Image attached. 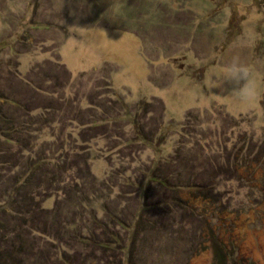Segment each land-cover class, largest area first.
Instances as JSON below:
<instances>
[{"label":"rangeland","instance_id":"obj_1","mask_svg":"<svg viewBox=\"0 0 264 264\" xmlns=\"http://www.w3.org/2000/svg\"><path fill=\"white\" fill-rule=\"evenodd\" d=\"M48 54L52 70L40 66ZM13 61L42 80L55 72V84L71 76L63 98L98 111L88 122L100 127L83 142L66 121L72 159L53 178L49 162L21 175L12 197L27 166L2 163L1 251L21 264H59L65 251L70 264H264V0H0V75ZM231 66L247 70L251 93L223 82ZM165 201L166 213L136 211ZM120 210L134 232L117 226L132 238L127 257L70 240L76 223L108 240L100 227Z\"/></svg>","mask_w":264,"mask_h":264},{"label":"crops","instance_id":"obj_2","mask_svg":"<svg viewBox=\"0 0 264 264\" xmlns=\"http://www.w3.org/2000/svg\"><path fill=\"white\" fill-rule=\"evenodd\" d=\"M32 6L33 7H31V9H38L37 4L34 3L32 4ZM31 9H28V11H30ZM33 11L34 10L28 13H30L31 15L34 13ZM24 13L27 15V10ZM30 23L31 21L28 20L26 26L30 25ZM27 27H29L30 29L35 28L33 27V25ZM98 34L102 37V39L105 38L103 32L100 31L95 35L97 36ZM107 37L108 36H106V38ZM27 38L29 40L30 38L33 39L32 36H27L17 41L18 43L23 44V40ZM8 47H10V51H13V53H15V50L12 47V42L8 44ZM49 56V54L46 55L44 57L43 65H40L43 69L48 68L49 63L53 64V62H55L54 60H51L52 57ZM60 59L61 64H63L64 61L62 60V58ZM11 63L15 65L14 70H17V72L11 71V68H7L6 72H3V75H0V79L2 77H5V80L6 78H10L8 79L10 83H8L7 85L5 84L1 87L2 83L0 84V137H2V141H0V148H4L5 150L0 155V160L2 159L0 161V166H3L2 163H4L5 165L11 164L18 166L34 165V171L28 173L34 174L35 172L39 171L42 165H48L47 162L51 163L50 165H52V167L67 164L65 159L69 158V160H71L73 153H70L69 149L66 148L67 145H72V143L76 142V136L72 133H67V131L64 130L65 126L67 125L66 121H69V124L77 126L80 129L76 133L83 142H86L92 137L91 134H88L91 129H97L100 127L94 124L91 125L90 122H88V117L92 118L98 113V111L87 110L86 113H83V110L79 111V109L75 111L74 108H71L73 106L72 99L63 98L65 86H67V84L69 83H72L70 82L71 76H69L70 78H67V81L64 80L63 82L58 79V83L55 84V72L52 75L51 79L44 78L42 80L43 77H41V73L33 74L32 72H26V70L30 69L33 71L38 70L37 67H35L34 69V67H28L26 63H22L25 64L23 67V70L25 71H22L20 67L21 63H19L18 61H13ZM11 63L10 65H12ZM58 63L59 62L51 65V69L49 70H52V67L55 68ZM70 63L68 62L69 66H71ZM8 64L9 62L5 63V65ZM63 65L66 64L64 63ZM7 72L9 73L6 77L5 74ZM67 74H69V72H67ZM49 80H53V84H49L51 82H46ZM71 80L73 81V78ZM52 85H54V88L59 87L58 91L61 96L57 99L54 98V94H49V92L47 91L48 89H46L48 87H51ZM48 115L52 116L49 117ZM64 115L67 116L68 119H66L65 117V119H63V117H60ZM34 125H37V127H34ZM46 127L48 128L49 136L51 137V139H47L44 142H41L39 141V133L42 130L45 133H41L40 135L45 136L46 134H48V131L45 130ZM137 132L140 133L142 135V139L145 140L142 131L138 130ZM147 134L149 135L148 132ZM87 135L90 138H87ZM93 136H95V133ZM45 150L52 151V156L49 157L47 154H45ZM62 155L64 156L63 158H65L63 159V162H61L60 160V157H62ZM11 169L14 170L13 167ZM60 172L55 170V172L52 174V178ZM17 176L15 174L13 179L15 180ZM4 177L7 176H3V178ZM24 178L26 180L25 176ZM23 180L24 179H21L20 175L19 179H16L15 183L19 184L20 182H23ZM17 184H14L11 187L12 189L7 192H11L10 197H12V194H14V192L16 191L15 188L17 187ZM111 193H113V195L114 193L118 194V192H115V190L111 191ZM107 213L108 221L106 222V224L110 225L111 227V229L108 231H110V233H114L113 230L114 228H116V231L119 232V230L117 229V226L119 225L117 223H114V216L118 215L117 211H109Z\"/></svg>","mask_w":264,"mask_h":264},{"label":"trees","instance_id":"obj_3","mask_svg":"<svg viewBox=\"0 0 264 264\" xmlns=\"http://www.w3.org/2000/svg\"><path fill=\"white\" fill-rule=\"evenodd\" d=\"M12 167L13 168H18V170H19V167L18 166L13 165V166H11V168ZM11 168L9 167L10 171L12 170ZM54 168H55L56 171H59V172H60V170H63L62 165L55 166ZM34 169H35L34 165H28L27 166V169L25 170V172L19 171L18 173H16V176L19 175V174L20 175H23L25 173L32 172V171H34ZM150 177L153 178L154 181H155V178H157V176H155V175H152ZM15 182H13V183L14 184H17ZM175 183H176L175 186H177V182H175ZM180 183H182V182H179V187L180 188L181 187H185V186H181ZM175 186H168V187L173 190V188H176ZM140 188H142V187H139V189ZM168 202L169 201L159 202V203L158 202H153V203H147V202L146 203H143V202H140L139 206L136 207V211L138 210L137 208H139V207L142 206L144 208V210H146V211L148 210L150 212H154L152 214H156L159 209H162V211L165 210L164 213H166L167 212V209H168L166 206L169 205V204H167ZM162 205H166V206H162ZM120 209L122 210L121 207H120ZM21 210H20V213L21 212L22 213L24 212V214H26V210H24V209H21ZM48 210L49 209H47V211H46V215L49 214ZM121 210L119 212L120 217H119V215H115L114 216L115 217L114 223H117L119 226L122 227V229H125L127 232L128 231L129 232L130 231L132 232V228H133L132 227V224L131 223L129 224V222L127 224L124 223V221L122 219L123 213H122ZM33 221L35 222V220H33ZM48 221L49 222H47V224H49L50 226L52 224H54L53 223L54 222V219H48ZM22 223H23V221H22ZM58 227L59 228H62V225H59ZM134 227H136L135 224H134ZM100 228H101L100 231H104V233L108 235V240L107 239L106 240H101V237H100V235L98 233L95 234V232H92L89 229L88 230L90 231V233H88V235L83 234L80 231L81 228L79 226L77 228V223L74 224V226H73V230H74L75 234L72 237H70L71 238L70 240H73V241L75 240L74 242L77 241V242H80V243H83V244L92 245V246H95V248L100 247V250L108 249V251L110 250L111 253H113L114 251H116V249L119 248V247L120 248L118 250H121L120 252L123 253V254H125V255H126V253H129V251L130 252L132 251V249H130V245H132V241H131L132 238H131L130 242H129V239H127L128 235L130 233L128 235H126V237L124 238L125 242H123V235H121L119 232L116 231L114 233H110V231H108V230L111 229L110 225H107V224H104L103 223ZM45 229H48V227H45ZM115 230H116V228H114V231ZM44 232L47 233L46 231H44ZM132 234H134V232H132ZM65 235H66V233H65ZM54 237L56 238V240L59 241V237L58 236H54ZM131 237H133V235ZM96 238H100V240H97ZM112 238H113V240H112ZM94 244H96V245H94ZM7 246H9V245H7ZM10 246H11L12 250H14L13 249V245H10ZM19 246H20V248L17 251H22V249L25 250V246L24 245H22V244L20 245L19 244ZM10 253L11 252L8 251V249H4L2 251L0 250V264L1 263L4 264L5 258L7 257V255L10 257L9 259L11 260L10 262H7L6 261L7 263H10V264H14V263L15 264H21L22 263V261L20 260V258L19 259H17V258L13 259L14 257H12V255ZM62 253H64V254H62L63 257H61L60 259H56V262L59 263V264H70L71 263L70 262V260H71L70 257L71 256H69L70 253H67L66 251L65 252H62ZM126 257H127V255H126Z\"/></svg>","mask_w":264,"mask_h":264},{"label":"clouds","instance_id":"obj_4","mask_svg":"<svg viewBox=\"0 0 264 264\" xmlns=\"http://www.w3.org/2000/svg\"><path fill=\"white\" fill-rule=\"evenodd\" d=\"M232 82L235 85H239L243 81V86L240 87L241 91L245 94L252 92V85L249 82L248 72L245 69H240L235 66L227 67L223 70V82ZM221 84H215L214 86H220Z\"/></svg>","mask_w":264,"mask_h":264}]
</instances>
